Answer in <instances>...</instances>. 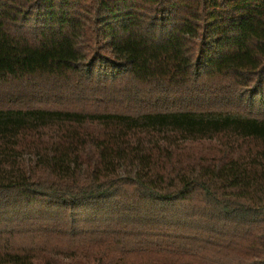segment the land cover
<instances>
[{
  "label": "trees",
  "instance_id": "16d2710c",
  "mask_svg": "<svg viewBox=\"0 0 264 264\" xmlns=\"http://www.w3.org/2000/svg\"><path fill=\"white\" fill-rule=\"evenodd\" d=\"M0 264H264V0H0Z\"/></svg>",
  "mask_w": 264,
  "mask_h": 264
},
{
  "label": "rangeland",
  "instance_id": "374dc122",
  "mask_svg": "<svg viewBox=\"0 0 264 264\" xmlns=\"http://www.w3.org/2000/svg\"><path fill=\"white\" fill-rule=\"evenodd\" d=\"M0 104H1V105H7L6 102H4V103H3V102H2V103L0 102Z\"/></svg>",
  "mask_w": 264,
  "mask_h": 264
}]
</instances>
